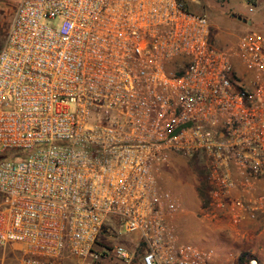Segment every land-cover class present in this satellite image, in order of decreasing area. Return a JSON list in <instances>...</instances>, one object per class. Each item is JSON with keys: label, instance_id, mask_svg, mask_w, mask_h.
Here are the masks:
<instances>
[{"label": "built area", "instance_id": "built-area-1", "mask_svg": "<svg viewBox=\"0 0 264 264\" xmlns=\"http://www.w3.org/2000/svg\"><path fill=\"white\" fill-rule=\"evenodd\" d=\"M173 154L205 166L206 216L264 210V34L219 47L181 0L18 2L0 48V245L16 264L129 263L101 245L119 226L142 264H215L170 222Z\"/></svg>", "mask_w": 264, "mask_h": 264}, {"label": "rangeland", "instance_id": "rangeland-1", "mask_svg": "<svg viewBox=\"0 0 264 264\" xmlns=\"http://www.w3.org/2000/svg\"><path fill=\"white\" fill-rule=\"evenodd\" d=\"M19 1L0 0V48L6 36L12 12ZM181 1L188 10L204 15L208 19L211 26V38L219 47L234 43L238 35L248 30H256L264 33V0H255L256 3L254 4H250L247 0ZM249 6H252V11L248 10ZM246 20L250 21V23L246 22ZM2 158L5 159L8 157L4 156ZM191 161V159L185 156L173 154L170 160L160 169L158 183L162 187L169 189L180 204L179 210L170 219L178 241L200 248L203 245L195 238H188L182 241L180 228L178 227L179 223L187 225V220L191 217L196 220L211 217L210 215H205L204 211H206L207 207L202 206V202L197 194L200 179L197 177ZM116 243L125 245L131 252L139 253L141 251L136 235L124 232L120 226L118 227V231L105 236L101 245L110 248ZM21 253L17 245H0V264H16L21 257ZM114 259L117 258L110 253L100 264H116ZM60 264L76 263L69 258H64Z\"/></svg>", "mask_w": 264, "mask_h": 264}, {"label": "crops", "instance_id": "crops-1", "mask_svg": "<svg viewBox=\"0 0 264 264\" xmlns=\"http://www.w3.org/2000/svg\"><path fill=\"white\" fill-rule=\"evenodd\" d=\"M260 32V31H259ZM264 34L263 32H260ZM264 192V182L259 183L255 194ZM187 225L178 224L181 240L195 238L203 246L212 248L215 264H264V210H244L234 217L229 212L217 211L207 219L196 220L191 217ZM116 264H142L140 253L129 263L114 259Z\"/></svg>", "mask_w": 264, "mask_h": 264}, {"label": "trees", "instance_id": "trees-1", "mask_svg": "<svg viewBox=\"0 0 264 264\" xmlns=\"http://www.w3.org/2000/svg\"><path fill=\"white\" fill-rule=\"evenodd\" d=\"M191 160H192L191 163L194 165L195 168V173L197 177L200 179L199 186L197 187V194L202 202V206L206 207L209 202V193H208L209 185H208V180L206 178V168L204 165L197 162L195 159H191Z\"/></svg>", "mask_w": 264, "mask_h": 264}, {"label": "water", "instance_id": "water-1", "mask_svg": "<svg viewBox=\"0 0 264 264\" xmlns=\"http://www.w3.org/2000/svg\"><path fill=\"white\" fill-rule=\"evenodd\" d=\"M238 19H240V18L238 17ZM243 21H245V19H243ZM248 23H249V21H248Z\"/></svg>", "mask_w": 264, "mask_h": 264}]
</instances>
